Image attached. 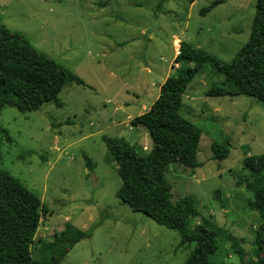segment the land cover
I'll list each match as a JSON object with an SVG mask.
<instances>
[{
  "label": "rangeland",
  "instance_id": "1",
  "mask_svg": "<svg viewBox=\"0 0 264 264\" xmlns=\"http://www.w3.org/2000/svg\"><path fill=\"white\" fill-rule=\"evenodd\" d=\"M220 2L208 12L201 11ZM257 0H0V22L76 74L58 95L62 106L1 111L0 169L20 180L47 211L31 244L33 260L58 254L53 242L69 226L89 237L74 243L59 264H183L193 245L116 197L117 164L105 139H119L144 155L147 132L130 121L148 111L187 41L230 63L248 41ZM176 57V56H175ZM144 70L147 73L145 78ZM224 77L206 63L187 87L181 115L200 130L194 172L171 164V200L191 198L198 216L210 218L237 239L244 264H256L259 215L249 206L252 180L243 159L264 155V103L247 96L207 97ZM214 143L228 155L215 158ZM77 235L64 232L69 240ZM230 242L218 241L216 258L238 263ZM47 247V250H46Z\"/></svg>",
  "mask_w": 264,
  "mask_h": 264
},
{
  "label": "trees",
  "instance_id": "2",
  "mask_svg": "<svg viewBox=\"0 0 264 264\" xmlns=\"http://www.w3.org/2000/svg\"><path fill=\"white\" fill-rule=\"evenodd\" d=\"M186 1L192 4L195 0ZM218 3L214 2L201 13ZM174 62L180 67L160 85L159 95L149 110L131 121V125L147 132L151 148L139 156L123 140L105 139L121 180L116 197L134 212H141L157 224L176 231L180 245H193L183 264H227L224 255L215 257L220 240L230 242L229 247L239 255L240 261L230 264H244L239 241L212 219L202 218L197 227L190 228V219L197 217L198 211L191 198L172 202L166 173L171 164L190 172L200 167L197 160L200 130L181 115V105L187 87L206 63H211L224 77L219 86L205 93L207 97L238 95L264 103V0H257L248 41L230 63L187 41L179 42ZM73 83L84 85L76 74L37 50L23 34L0 22V115L9 106L21 113L39 111L47 103L60 107L58 95ZM3 137L11 140L0 125V157ZM226 146L212 145L216 159L227 157ZM243 167L252 178L246 184L253 194L249 206L260 218L255 239L256 264H264V155L245 157ZM46 211L40 198L0 169V264H59L74 243L91 235L69 226L65 231L73 230L77 235L69 240L64 238L65 231L57 235L53 245L58 254L50 252L47 260H33L30 247L40 217Z\"/></svg>",
  "mask_w": 264,
  "mask_h": 264
},
{
  "label": "crops",
  "instance_id": "3",
  "mask_svg": "<svg viewBox=\"0 0 264 264\" xmlns=\"http://www.w3.org/2000/svg\"><path fill=\"white\" fill-rule=\"evenodd\" d=\"M178 44H179V42H178ZM175 51H176V52H175V56H177V54H178V45H177V48H176ZM175 56H174V58H175ZM145 72H146V70H145ZM146 74H147V73H146ZM168 76H169V75H166V76H165V78H164V80L162 81V83L165 81V79H166ZM162 83H161V84H162ZM161 84H160V85H161ZM159 89H160V87H159ZM158 95H159V93H158ZM157 97H158V96H157ZM157 97H156V98H157ZM156 98H155V99H156ZM130 123H131V121H130Z\"/></svg>",
  "mask_w": 264,
  "mask_h": 264
},
{
  "label": "water",
  "instance_id": "4",
  "mask_svg": "<svg viewBox=\"0 0 264 264\" xmlns=\"http://www.w3.org/2000/svg\"><path fill=\"white\" fill-rule=\"evenodd\" d=\"M144 73H145V78H146V80H147V74H146L145 70H144Z\"/></svg>",
  "mask_w": 264,
  "mask_h": 264
}]
</instances>
